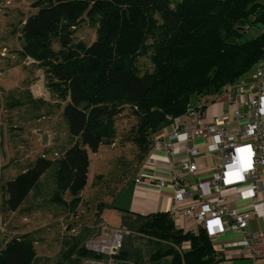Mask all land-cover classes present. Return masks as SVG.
I'll return each instance as SVG.
<instances>
[{
  "label": "trees",
  "instance_id": "obj_1",
  "mask_svg": "<svg viewBox=\"0 0 264 264\" xmlns=\"http://www.w3.org/2000/svg\"><path fill=\"white\" fill-rule=\"evenodd\" d=\"M35 3L36 12L19 28L24 38L19 53L44 67L46 86L65 102L62 116L71 145L56 159L36 157L31 168L6 182L5 204L11 210L22 204L32 183L52 165L57 192H68L71 199L78 200L86 184L88 150L96 152L101 145L116 144L115 118L124 106L137 118L125 142L136 144L139 150L135 162L126 164L119 175L125 178L122 184L133 182L160 128L172 118L204 109L222 97L228 85L246 79L264 58V0ZM85 17L98 22L99 37L90 45L73 42L75 29ZM250 27L259 31L239 41ZM141 57H148L150 68L139 66ZM106 208L117 206L98 201L94 222ZM120 210L123 228L149 238L144 243L146 253L141 248L129 249L127 241L122 243L118 255L127 262L217 264L225 258L203 229L194 234L177 228L168 211L140 214L126 207ZM99 227L82 226L63 240L54 264H80L83 258L96 256L83 243ZM19 235L1 242L0 264H36L32 233ZM186 241L190 247L179 250Z\"/></svg>",
  "mask_w": 264,
  "mask_h": 264
},
{
  "label": "rangeland",
  "instance_id": "obj_2",
  "mask_svg": "<svg viewBox=\"0 0 264 264\" xmlns=\"http://www.w3.org/2000/svg\"><path fill=\"white\" fill-rule=\"evenodd\" d=\"M36 1L39 0H0V244L5 238L31 232L35 239L36 264H54L63 240L76 234L82 226L94 224L106 226L109 230L125 229L120 207H126L130 187L122 184L125 178L119 174L126 164L135 162L139 147L125 142L132 135L131 128L137 118L128 106H124L115 118L116 144L101 145L96 152L88 150L87 179L78 200L71 199L68 192H57L56 168L52 165L39 181L32 183L28 195L16 210L7 208L5 184L8 180L30 167L36 157L45 155V158L56 159L71 145L67 123L62 116L65 102L46 86L44 67L31 57L22 58L19 53L24 44L19 28L23 20L36 12ZM177 1L170 0L173 4ZM97 26V20L90 22L85 17L75 29L73 42L81 40L90 45L99 37ZM245 30L239 41L259 31L255 27ZM54 45L58 48L57 42ZM139 66L143 70L150 68L148 57H141ZM39 92L48 101L37 95ZM210 103L206 112L209 115L215 110ZM209 154L217 156V151L211 150ZM98 201L113 202L117 208H106L101 214L102 218L94 222ZM127 231L122 243L127 241L128 247L131 243L129 249L141 248L146 253L147 244L144 243L149 238L135 230ZM228 236L236 238L239 234L230 233ZM117 255L118 252L114 260L125 262L123 257ZM252 261L230 255L217 264H252ZM129 262L137 264L133 260ZM258 262L263 263L264 259Z\"/></svg>",
  "mask_w": 264,
  "mask_h": 264
},
{
  "label": "built area",
  "instance_id": "obj_3",
  "mask_svg": "<svg viewBox=\"0 0 264 264\" xmlns=\"http://www.w3.org/2000/svg\"><path fill=\"white\" fill-rule=\"evenodd\" d=\"M222 98L224 110L207 116L203 108L192 109L172 119L168 131L156 134L151 151L167 155L169 172L168 179L158 177L157 183L172 189L167 211L177 228L194 234L203 229L222 256H245L253 264H264L258 262L264 259V231L249 230L251 220L264 217V58L248 80L228 85ZM179 141L184 142L182 158L175 148ZM211 150L217 151L219 163L204 180L198 174V160ZM145 178L155 179L138 172L134 182ZM183 218L195 224L192 229ZM107 228L100 226L84 241L96 256L85 257L80 264H132L114 260L129 231ZM230 233L239 236L219 248L214 245L217 237ZM189 247L186 241L177 248Z\"/></svg>",
  "mask_w": 264,
  "mask_h": 264
},
{
  "label": "crops",
  "instance_id": "obj_4",
  "mask_svg": "<svg viewBox=\"0 0 264 264\" xmlns=\"http://www.w3.org/2000/svg\"><path fill=\"white\" fill-rule=\"evenodd\" d=\"M248 76L249 74L245 75L246 80H248L249 78ZM31 91L33 90L31 89ZM37 95L42 96L44 100L48 101L43 97L42 92L37 93ZM223 101L224 99L220 97L213 103H210L215 107L214 112H219L225 109V103H223ZM208 106L209 105H207L204 108L205 112H208ZM212 114L210 115L207 114V116H212ZM165 129L168 131L169 128H165ZM183 147H184L183 141H179L175 144V148L178 151L177 156L179 158H182L184 156L183 152L180 151ZM167 162H168V157L164 152L150 151L148 158L138 169V172H140L144 177H154L155 179H152L151 182H148L147 179L145 178L140 182L136 183L133 181L128 184V187H130V192L127 198L126 207L129 208L130 211L140 214H148L158 211H167L168 205L171 202L172 189L169 186H159V184L157 183L158 177H163L166 179L169 178V172L167 170L168 169ZM198 162L200 166L198 174L202 179L206 180L210 178L212 168L218 165L219 158L218 156H212L211 154H209V151H207L202 153L201 158L198 160ZM262 183L264 184V182ZM182 221H184L185 224L188 223V226L193 227L192 222L186 220L185 218H183ZM249 225H250L249 226L250 231H264V217L251 220ZM226 235H221L217 237L214 241V245L218 246L219 248L222 246V244L224 243L227 244L231 239H235L233 237L228 236L229 234ZM230 255L233 256L232 254H226L223 256H230ZM234 257L247 258L245 256H234Z\"/></svg>",
  "mask_w": 264,
  "mask_h": 264
}]
</instances>
